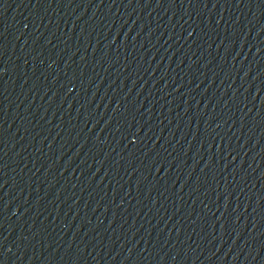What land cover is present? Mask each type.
<instances>
[{
    "label": "water",
    "instance_id": "obj_1",
    "mask_svg": "<svg viewBox=\"0 0 264 264\" xmlns=\"http://www.w3.org/2000/svg\"><path fill=\"white\" fill-rule=\"evenodd\" d=\"M0 264H264V0H0Z\"/></svg>",
    "mask_w": 264,
    "mask_h": 264
}]
</instances>
